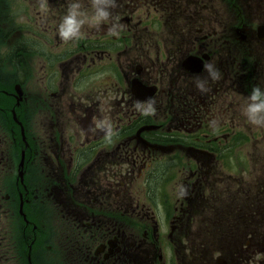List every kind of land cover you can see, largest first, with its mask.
Returning a JSON list of instances; mask_svg holds the SVG:
<instances>
[{
  "label": "flooded vegetation",
  "instance_id": "flooded-vegetation-1",
  "mask_svg": "<svg viewBox=\"0 0 264 264\" xmlns=\"http://www.w3.org/2000/svg\"><path fill=\"white\" fill-rule=\"evenodd\" d=\"M15 1L41 19L0 25V70L26 82L36 53L46 84L31 128L20 86L0 87V264H264V127L243 114L264 88V0H118V36L70 42L69 0ZM209 61L222 78L202 94Z\"/></svg>",
  "mask_w": 264,
  "mask_h": 264
},
{
  "label": "clouds",
  "instance_id": "clouds-1",
  "mask_svg": "<svg viewBox=\"0 0 264 264\" xmlns=\"http://www.w3.org/2000/svg\"><path fill=\"white\" fill-rule=\"evenodd\" d=\"M118 0H90L91 11L81 3V0H69L67 11L58 25V36L64 42L76 41L83 36L85 26H91L99 29L102 25L108 24L109 34L119 35L121 25L115 21L113 10L118 8ZM40 9L42 12L48 10L47 0H40ZM203 71L206 76L197 75L195 78V87L202 93H208L211 89L209 83L218 81L222 78L220 70L212 62L204 63ZM156 101L153 97L145 101L135 100L133 107L141 115L155 116L157 109ZM243 114L248 122L253 126L264 127V88L255 86L247 97V104L243 109ZM215 126V121L212 122ZM89 131L103 132L105 139L110 141L116 132L109 122L101 121L90 125ZM186 194V189L184 190Z\"/></svg>",
  "mask_w": 264,
  "mask_h": 264
},
{
  "label": "rangeland",
  "instance_id": "rangeland-1",
  "mask_svg": "<svg viewBox=\"0 0 264 264\" xmlns=\"http://www.w3.org/2000/svg\"><path fill=\"white\" fill-rule=\"evenodd\" d=\"M34 9H36L34 6L27 7L26 3H22L21 1L0 0L1 28L10 29L12 30L11 33L18 32L19 30H16V27H20L22 24L35 29L38 26L37 21L41 19V15L39 16L41 12L36 9L37 12ZM13 35L14 34H12L11 38H13ZM0 41L2 40L0 39ZM2 52H4V46L3 48L0 46V53ZM27 57L29 72L27 81L25 82L26 76L19 78L18 70L15 69L13 65H10V68L0 70V87L8 88L11 85L13 91L15 85L20 86V92L16 93L18 95V102L23 99V102L27 105L28 124L31 128L33 126H39V122L42 119L40 118L39 109L43 106L41 100H45V97L42 95V86L46 84V82L40 79L42 65L40 66L39 64L41 60H38V55L36 53H28ZM10 76L11 80L9 79L8 84H4L2 81L7 80ZM59 80L60 79L57 78L56 82L53 84L56 85L57 88L59 87ZM69 83L71 85V79ZM240 151L239 148H236L237 156L240 154ZM71 257L73 256L71 255ZM60 261L66 264L64 259H60Z\"/></svg>",
  "mask_w": 264,
  "mask_h": 264
}]
</instances>
